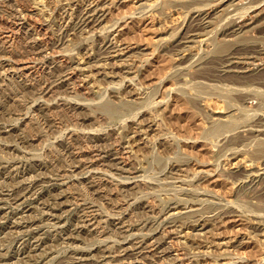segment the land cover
<instances>
[{
	"label": "rangeland",
	"instance_id": "1",
	"mask_svg": "<svg viewBox=\"0 0 264 264\" xmlns=\"http://www.w3.org/2000/svg\"><path fill=\"white\" fill-rule=\"evenodd\" d=\"M0 264H264V0H0Z\"/></svg>",
	"mask_w": 264,
	"mask_h": 264
},
{
	"label": "bare ground",
	"instance_id": "2",
	"mask_svg": "<svg viewBox=\"0 0 264 264\" xmlns=\"http://www.w3.org/2000/svg\"><path fill=\"white\" fill-rule=\"evenodd\" d=\"M103 105V104H102ZM104 107H106V109H108L109 111L112 109V107H111V105L110 104H107V105H105ZM114 110H115V108H114ZM113 112V111H112ZM226 125V124H225ZM216 133H218V132H216Z\"/></svg>",
	"mask_w": 264,
	"mask_h": 264
}]
</instances>
